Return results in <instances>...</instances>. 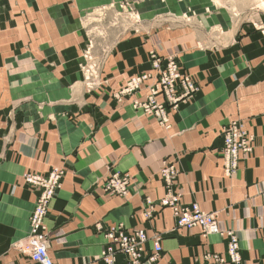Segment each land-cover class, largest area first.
Instances as JSON below:
<instances>
[{
	"label": "crops",
	"instance_id": "1",
	"mask_svg": "<svg viewBox=\"0 0 264 264\" xmlns=\"http://www.w3.org/2000/svg\"><path fill=\"white\" fill-rule=\"evenodd\" d=\"M67 4L58 10H69ZM8 6L0 2V19L7 21L9 9L15 20L19 9L13 3ZM66 19L70 21L66 15L62 27L55 23L57 38H43L39 30L37 35L62 41L65 49L70 34ZM211 34V42L206 32L152 38L158 54L179 56L200 82L194 97L170 110L168 130L132 107L135 96L115 97L127 79L151 69L148 49L113 51L101 68L104 88L79 98L70 97L65 84L52 81L55 72L61 75L66 68L55 71L38 62L37 75L46 79L52 73V80L27 87L24 66L7 65L2 58L16 55L0 49V264H36L21 252L39 194L24 175H47L54 168L64 171L46 217L48 254L54 264H105V235L118 227L145 231L148 252L151 240L159 239L162 252L153 264H212L204 256L226 254L228 241L206 236L200 227H179L172 211L159 205L166 193L159 176L166 160L177 169L173 190L182 205L197 204L215 217L221 232L232 231L242 264H264V39L259 33H244L239 39H232L235 33ZM214 38L223 48H215ZM49 54L48 49L38 57ZM236 120L249 123L255 149L228 176L220 159V134ZM115 173L131 177L126 198L104 192L105 179ZM147 199L155 205L152 221L143 216ZM117 264H125V258L118 256Z\"/></svg>",
	"mask_w": 264,
	"mask_h": 264
},
{
	"label": "rangeland",
	"instance_id": "2",
	"mask_svg": "<svg viewBox=\"0 0 264 264\" xmlns=\"http://www.w3.org/2000/svg\"><path fill=\"white\" fill-rule=\"evenodd\" d=\"M0 2L7 3V8L12 3L16 4L19 9L17 12L21 18L22 35L19 33L20 22H16V19H19L18 16H15L14 20V11L8 9L4 15L7 21L0 19V33L4 37V41H0V49L12 50L13 55L17 56V58L16 56L2 58V61L10 62L7 65L24 66L22 81L27 87L37 82L46 84L52 80V73L46 79L41 74L37 75L36 66L39 62L40 66L43 65L49 69L54 67L55 71L59 67L66 68L65 73L61 75L55 72L52 81L55 84L60 82L58 85L61 86L65 84L70 97L79 98L81 94H94L106 85V82L101 79V68L109 61L113 51L127 47L135 50L148 49L151 69L127 79L115 97L120 100L135 96L136 99H134L132 107L157 120L160 126L166 130L170 129V110L177 109L179 104L194 97L200 90V82L181 64L179 56L168 55L165 57L158 54V46L152 43L154 36H169L171 38L175 35H194V33L206 32V35H209L207 38L209 40L212 37V31H215L213 37L217 34L225 36L227 33H235L232 39H239L244 33H259L264 39V0H1ZM66 2L70 3L67 4L69 10H58L59 6L65 5L66 7ZM66 15L70 17V21L66 19V28L70 30V34L66 35L65 49L61 47L62 41L53 43L40 39L37 35L38 30L43 34V38L48 37L51 40L54 37L57 38L55 34L58 33L55 29L58 26L55 23L58 22L59 27H62L61 24L65 21ZM36 21L38 24H35ZM245 30L247 32H244ZM213 40L216 49L223 48L217 39ZM56 41L58 40L56 39ZM48 49L50 50L48 56L38 57L39 53L45 55ZM157 60L160 61V68L155 67ZM170 60L178 65L183 79L192 86V91L180 102H175V100L184 93H181V85L178 83L176 88L172 89L173 94H171L165 89V86L160 85L159 81L160 71L158 69L167 70L166 65ZM1 65L4 67L5 63ZM55 92L59 91L55 90ZM143 92L146 93L145 97H141ZM151 102L157 106L156 109H152ZM145 104L151 106L150 110L143 109L142 106ZM66 108L69 107L66 106ZM161 109L166 115L164 120L160 114ZM238 127L242 128L250 141L248 151L241 152L236 157V163L240 167L244 161L243 157L252 155L255 149L256 138L248 129L249 123L246 124L242 120L231 121L222 129L220 139L223 141L222 134L225 130ZM220 152L224 169V165L228 161L223 144ZM229 162H232V159ZM166 165L174 166V163L164 161L159 174L161 182H163L161 173ZM54 169L62 171L64 177L62 169ZM27 174L34 173H26L24 177ZM116 174L129 179V192L131 177L122 173L113 175ZM113 175L105 179L103 189L106 181ZM104 192L114 195L106 192L105 189ZM127 195L114 196L126 198ZM148 201L150 200L145 201L143 216L146 221H152L155 218L156 210L152 219L145 217ZM29 236L21 248L22 253H25L24 248L26 250Z\"/></svg>",
	"mask_w": 264,
	"mask_h": 264
},
{
	"label": "built area",
	"instance_id": "3",
	"mask_svg": "<svg viewBox=\"0 0 264 264\" xmlns=\"http://www.w3.org/2000/svg\"><path fill=\"white\" fill-rule=\"evenodd\" d=\"M160 61L157 60L155 67L160 68ZM167 70L158 69L160 85L173 94L172 89L179 83L183 93L175 102L185 99L192 91V86L183 79L178 65L173 61H168ZM146 78V77H145ZM177 104V103H176ZM152 109H156L154 102H151ZM150 105H143L144 110H150ZM161 116L165 119V112L161 109ZM223 145L226 153L227 163L224 170L227 175L234 174L239 165L236 163V157L241 152H247L250 147L249 138L243 132L241 127L229 128L222 134ZM232 159V162H229ZM162 180L166 186V193L160 200L159 205L162 208L170 209L177 219L179 227L191 230L196 227L202 228L204 234L219 235L228 241L227 252L224 255L216 253H207L204 256L206 262L212 264H242L240 255L239 241L232 231L221 232L217 226L213 215L204 213L197 204L183 206L181 196L173 190L177 178V171L174 166L166 165L161 173ZM63 172L53 170L48 175L41 176L36 174H27L24 177L25 183L37 190L38 197L34 212L30 219V236L26 244L27 253L32 262L36 264H54L48 254V233L46 227V217L50 203L56 197L61 187ZM129 179L121 175H113L109 178L104 189L106 192L114 195L126 196L128 192ZM155 213V205L152 201L147 202L145 217L152 219ZM109 245L102 252L101 260L105 264H117L118 256L125 258V264H153L162 252V246L159 239H152V250L147 251L146 245L150 241L143 230L128 232L118 227L110 229L106 233Z\"/></svg>",
	"mask_w": 264,
	"mask_h": 264
}]
</instances>
